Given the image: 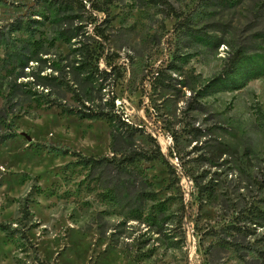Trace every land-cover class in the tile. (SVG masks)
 Segmentation results:
<instances>
[{"label": "rangeland", "instance_id": "374dc122", "mask_svg": "<svg viewBox=\"0 0 264 264\" xmlns=\"http://www.w3.org/2000/svg\"><path fill=\"white\" fill-rule=\"evenodd\" d=\"M65 1H0V135H12L0 143V223L18 229L0 230V264H264V76L202 90L235 49L264 65V0H111L106 15ZM167 5L210 42L179 33ZM96 24L106 60L124 72L106 89L139 129L131 147L118 138L113 149L149 148L152 137L169 164L177 157L174 174L159 159L128 174L81 166L58 150L110 157L113 125L40 105L19 85L43 65L36 59L68 52L61 31L99 40ZM18 51L32 58L20 78Z\"/></svg>", "mask_w": 264, "mask_h": 264}, {"label": "trees", "instance_id": "16d2710c", "mask_svg": "<svg viewBox=\"0 0 264 264\" xmlns=\"http://www.w3.org/2000/svg\"><path fill=\"white\" fill-rule=\"evenodd\" d=\"M64 3L83 9H86L87 5L90 11L106 15L108 14V5L111 3V0H85V2L84 0H66ZM166 16H174L176 19L174 28L179 33L189 34L199 39H202L203 35L208 38L205 41L210 42L209 38L211 36L205 35L200 29L191 27L188 24L187 17L175 12L170 5H167ZM97 21L96 15L92 16V22L95 24ZM104 21L109 22L108 19ZM93 31L94 36L98 37L99 40L90 37L80 40L76 39L78 34L70 29L61 31L59 36L65 43L69 44L68 52L63 57L60 56L61 58L59 57V59H36L35 61L40 60L43 65L30 74V81L21 82L19 85L24 87L25 95L33 98L34 102L40 105L58 107L61 113L74 115L79 119H104L113 125L111 147L112 152L119 153V156H116L114 153L110 157L94 158L92 156H84L79 152L70 151L69 149L58 150L64 154L72 152L71 154L77 157V162L81 166L90 170H97L105 165H112L119 173L128 174L132 172L128 168L131 167L133 169L140 161L159 159L167 163L170 172L174 174L175 168L167 162L165 154L161 151L157 141L152 137H150L152 144L149 148H129L123 152L113 149V144L118 138L124 139V141L129 143V147H131V140L139 129L127 121L124 114L119 110L112 90L111 96H109L108 91L110 90L106 89V87L109 88L110 82L112 83L111 76L114 74V76H117V79H120L123 77L124 72L114 62L106 60L108 56L105 52L104 43L108 40V35L105 33V30L99 24H96ZM72 39L74 40L72 41ZM49 43L55 46L54 41H50ZM219 43L220 41L217 40L216 45ZM33 46L40 49L43 46V42L34 41ZM29 60H32V58H24L23 53L18 51V64H20L19 68L21 70L18 73L19 78L24 77L23 69L27 67ZM102 61L105 63L104 67L100 65ZM46 68H49L50 71L43 72ZM238 74L243 76L242 79H238ZM261 75L264 76V65L255 59L249 58L242 49L238 48L229 54L220 73L211 79L202 90L208 92L209 90L224 91L240 89L243 87L245 81ZM155 76L158 84L165 83L166 74L163 70L157 71ZM54 88H60L68 92L72 103L68 104L59 101L54 94ZM196 105V98H194L189 105V109H194ZM6 115L0 109V122H5ZM10 137L12 135H0V143ZM54 150H57V148H54ZM204 188V186H197L198 193L202 194ZM107 194L111 198H115L118 193L115 190L112 192L108 190ZM255 210L260 212L258 208H255ZM28 214L27 201L24 200L21 218H26ZM0 230L7 236H12L17 233L18 229L8 224L0 223ZM22 236L26 238L24 234Z\"/></svg>", "mask_w": 264, "mask_h": 264}, {"label": "built area", "instance_id": "2783aa9c", "mask_svg": "<svg viewBox=\"0 0 264 264\" xmlns=\"http://www.w3.org/2000/svg\"><path fill=\"white\" fill-rule=\"evenodd\" d=\"M170 162L175 166V167H177L178 165V162H177V157L176 156H174V157H172V159L170 160ZM177 169V168H176ZM178 170H180V168L178 169Z\"/></svg>", "mask_w": 264, "mask_h": 264}]
</instances>
